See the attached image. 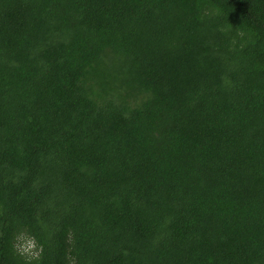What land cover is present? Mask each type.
<instances>
[{"label":"trees","instance_id":"1","mask_svg":"<svg viewBox=\"0 0 264 264\" xmlns=\"http://www.w3.org/2000/svg\"><path fill=\"white\" fill-rule=\"evenodd\" d=\"M264 264V0H0V264Z\"/></svg>","mask_w":264,"mask_h":264},{"label":"clouds","instance_id":"2","mask_svg":"<svg viewBox=\"0 0 264 264\" xmlns=\"http://www.w3.org/2000/svg\"><path fill=\"white\" fill-rule=\"evenodd\" d=\"M13 239V250L25 261V264H31V261L39 257L42 245L36 241L35 237L28 233L26 228L19 229L14 234Z\"/></svg>","mask_w":264,"mask_h":264}]
</instances>
